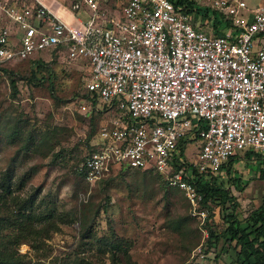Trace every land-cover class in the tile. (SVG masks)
Returning <instances> with one entry per match:
<instances>
[{
	"label": "built area",
	"instance_id": "built-area-1",
	"mask_svg": "<svg viewBox=\"0 0 264 264\" xmlns=\"http://www.w3.org/2000/svg\"><path fill=\"white\" fill-rule=\"evenodd\" d=\"M209 2L230 19L222 34L172 0H122L114 15L99 0H71L70 23L42 0H0V67L41 51L82 58L83 88L112 112L75 167L85 184L116 168L154 169L200 223L193 171L212 175L246 150L264 155V5ZM81 7L86 20L73 15ZM194 135L197 162L182 161L180 144Z\"/></svg>",
	"mask_w": 264,
	"mask_h": 264
},
{
	"label": "rangeland",
	"instance_id": "rangeland-1",
	"mask_svg": "<svg viewBox=\"0 0 264 264\" xmlns=\"http://www.w3.org/2000/svg\"><path fill=\"white\" fill-rule=\"evenodd\" d=\"M50 1L70 10L71 0ZM192 1L199 7L210 4L209 0ZM245 1L249 7L264 5V0ZM121 2L99 0V5L114 15L119 13ZM89 14L90 9L83 7L73 13L82 20ZM1 68L6 71L0 69V177L7 174L12 193L19 198L34 194L35 212L42 208L44 203H37L42 198L52 204L54 213L68 214L67 222L58 221V229L48 231V237L39 235L42 239L37 250L30 247V240L14 245L25 255V264H110L107 252L97 254L95 243L79 244L80 216H85L96 236H109L112 230L128 239L129 264L234 263L232 250L219 251L225 246L222 238L214 250L206 245L204 219L200 223L191 214L180 190L171 187L164 191L155 174L113 169L92 186L75 174L74 165L90 151L96 129L112 113L110 108L100 109L99 101L92 105L85 96L86 61L41 51L38 57ZM10 79L15 81V91ZM183 152L185 160L197 162L198 142L186 143ZM229 164V171L247 183L240 184L238 190L225 185V171L215 180L235 196L237 216L242 219L260 204L263 181L253 177V160L247 161L242 153ZM210 206L212 216L207 222L219 233L223 226L219 208L212 203ZM178 217L183 218L181 227H169L170 219ZM12 230L9 225L2 232Z\"/></svg>",
	"mask_w": 264,
	"mask_h": 264
},
{
	"label": "trees",
	"instance_id": "trees-1",
	"mask_svg": "<svg viewBox=\"0 0 264 264\" xmlns=\"http://www.w3.org/2000/svg\"><path fill=\"white\" fill-rule=\"evenodd\" d=\"M172 1L175 4L181 5L182 9L189 15L193 14L194 17L198 14L201 19V24L206 31L211 29L215 34H222L225 29L231 27L230 19L210 9L209 5L199 7L194 4L192 0ZM0 69L6 71L5 68L0 67ZM9 83L12 91H15L14 79H10ZM84 92L92 105L98 102L97 96L94 93H90L85 89ZM102 108L106 111L109 110L106 108L105 104H100V109ZM11 135H15V132H12ZM195 141H197V136L194 135L186 138L183 144H180L178 153L182 161H185L183 156L184 145L188 142ZM92 149L93 146H90L89 150L91 151ZM243 155L247 161L253 160V177L263 181V188L260 204L250 210L242 219L237 216L236 208L238 203L235 196L231 193L230 189L221 184V182L216 183L215 180L218 175L225 171V185L231 184L233 188L238 190L240 189V184L247 183L245 179L236 175L235 171H229V162L235 158L223 164L216 176L212 174L210 177H207L208 174H201L193 171V178L191 180L196 191L200 194L198 208H206L205 210L207 212L203 224L208 232L205 239L206 245L214 250L217 246L218 239L222 238L225 246L222 245L219 251L226 253L228 250H232L234 254V263L232 262V264H264V155L258 151L251 150H246ZM80 160H78V162ZM77 163L74 165V172L83 181L82 173L75 168ZM177 166L178 165L173 162V167ZM131 169L140 170L139 168ZM141 170L155 174V177L160 181V186L164 191H168V188H171L163 179L162 174L156 170ZM12 192V183L9 181L7 174L4 173L0 177V264H25V255L18 253L14 245L18 244L20 241L28 242L30 240V247L37 250L41 245L40 240L42 239L39 235L48 237V231L58 229V221L67 222L66 215L68 214L54 213V208L51 206L52 204H46L47 202L42 198H39L37 203L39 205L41 203L44 204L40 210L35 212L34 194L29 195L28 198H19ZM211 203L219 208L218 215L223 222V226L219 233H215L207 222L212 216ZM94 211L97 212L96 209ZM84 217L80 216V225L78 229L79 244L83 245L93 242L97 246V254L108 253L110 264H129L130 256L127 253L129 240L116 236L112 230L109 236H96L95 233L90 231ZM182 219V217L170 219L168 223L169 227L176 226V229H179L182 224ZM68 220L71 219L69 218ZM9 225L13 226V230L3 233L2 230ZM120 256L123 257V259H121ZM130 264H133V262Z\"/></svg>",
	"mask_w": 264,
	"mask_h": 264
},
{
	"label": "crops",
	"instance_id": "crops-1",
	"mask_svg": "<svg viewBox=\"0 0 264 264\" xmlns=\"http://www.w3.org/2000/svg\"><path fill=\"white\" fill-rule=\"evenodd\" d=\"M43 1V3L46 5V6H48V7H50L53 11H55L58 15H60V16H62L63 17V19L65 20V21H67L68 23H70V22H72L73 21V17H72V14L70 13V12H68V11H65V10H63L62 9V5H60V4H58V5H60V8L57 6V2H52V1H50V0H42ZM64 6V5H63Z\"/></svg>",
	"mask_w": 264,
	"mask_h": 264
}]
</instances>
